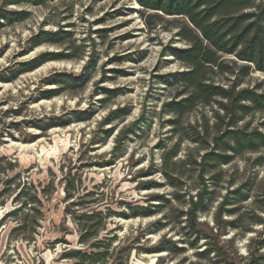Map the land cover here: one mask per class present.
Here are the masks:
<instances>
[{"label":"rangeland","instance_id":"obj_1","mask_svg":"<svg viewBox=\"0 0 264 264\" xmlns=\"http://www.w3.org/2000/svg\"><path fill=\"white\" fill-rule=\"evenodd\" d=\"M6 2L0 0V9L24 20L0 19V264H72L62 254L87 249L78 243L76 222L92 211L109 216L87 243L112 239L115 259L129 248L126 264H215L210 260L220 257L242 264L239 256L254 253L263 231L253 221L264 218V149L226 165L205 164L202 173L197 164L212 148L216 113L222 115L217 104L199 106L176 127L163 111L179 89L160 78L187 69L168 53L186 47L177 34L183 18L163 17L150 32L144 16L153 12L136 0ZM40 31L60 33L59 41L35 46ZM43 54L58 58L15 73ZM57 76L79 78L80 86L66 89L55 83ZM228 80L232 76L215 79ZM243 81L252 88L264 74L253 71ZM49 92L54 96L45 97ZM113 111L128 114L103 123ZM73 112L87 119H73ZM238 124L264 133V114ZM105 131H111L107 139ZM243 186L248 199L237 203L229 193ZM202 190L208 205L197 212L198 232L191 231L179 215ZM130 204L159 213L120 215L129 216ZM166 241L178 253L146 251ZM206 250L214 253L200 256ZM257 253L264 255V248Z\"/></svg>","mask_w":264,"mask_h":264},{"label":"trees","instance_id":"obj_2","mask_svg":"<svg viewBox=\"0 0 264 264\" xmlns=\"http://www.w3.org/2000/svg\"><path fill=\"white\" fill-rule=\"evenodd\" d=\"M33 0H8L10 4L32 2ZM136 2L149 13L144 16V24L150 32L157 26L164 24L163 17L174 16L182 19L178 23V37L186 43L183 48H169L168 53L185 65L186 70L161 77L165 85L177 86L179 89L173 98L163 104V111L173 115L170 123L176 127L181 123L185 115L193 112L199 106H213L217 104L220 116H215V134L211 138L212 148L207 149L200 156L198 167L205 164L217 165L229 164L232 157L243 154V152H256L264 149V133L259 130H249L246 126L240 128L238 123L247 116L256 113L264 114V82L256 84L252 88L242 87L243 80L253 71L264 74V0H136ZM22 13L5 11L0 9V19L7 23L24 20ZM1 26V25H0ZM60 33L40 31L34 37L35 46L41 43H57ZM57 56L43 54L29 62L20 64L15 73H25L39 67L42 63L54 60ZM233 58V59H231ZM230 75L227 85L216 82L215 79L221 76ZM217 76V77H215ZM55 83L65 86L66 89H75L80 86L79 78L72 76H57ZM45 97L54 96L52 92L45 93ZM113 111L103 123H112L113 120L127 116V112ZM80 112H73L72 118L76 120L87 119ZM105 138L110 136L111 131H105ZM207 133L196 131L197 135ZM104 139V140H106ZM119 139L112 150L113 158L117 156ZM231 153V154H229ZM174 153H171V159ZM113 161H106L104 164H112ZM202 168V173H204ZM202 177V174L199 175ZM145 187H148L147 184ZM205 190L197 195L194 202L190 201L189 208L179 215L184 219L182 223L191 231H197V212L205 210L208 199L204 196ZM229 194L234 195L237 203L248 199L244 186ZM160 197H151V200ZM25 203L22 204V206ZM224 205V204H222ZM149 206L127 205L129 216L120 213L123 217H149L159 213L158 208ZM264 209V206L261 208ZM234 211V210H233ZM230 211V212H233ZM12 214H15L13 212ZM109 214L102 211H92L90 214H83L77 217L76 226L79 229L78 243L87 246V249H74L62 254L63 258L72 260V264H105L108 259H113L110 264H126L129 248L122 247L113 258L114 251L110 250L112 239L103 237L91 244L87 242L96 238ZM237 221L240 219L237 218ZM236 221V222H237ZM254 224L263 226L262 234L256 241L254 253L246 258L239 256L242 264H264V255L257 251L264 248V218L256 216ZM177 252L175 243L166 241V245L158 248L147 249L148 252H160L162 249ZM214 251V250H213ZM211 250H206L200 256L209 257ZM218 254V253H217ZM219 256V255H217ZM220 257V256H219ZM215 264H231L227 257H220L210 260Z\"/></svg>","mask_w":264,"mask_h":264}]
</instances>
